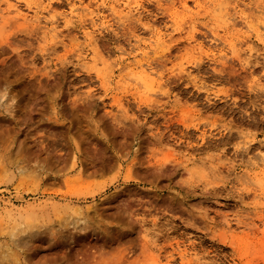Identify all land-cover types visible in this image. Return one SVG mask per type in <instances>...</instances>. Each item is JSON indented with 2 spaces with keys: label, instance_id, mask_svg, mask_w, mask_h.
<instances>
[{
  "label": "rangeland",
  "instance_id": "374dc122",
  "mask_svg": "<svg viewBox=\"0 0 264 264\" xmlns=\"http://www.w3.org/2000/svg\"><path fill=\"white\" fill-rule=\"evenodd\" d=\"M224 1L0 0V264H264V0Z\"/></svg>",
  "mask_w": 264,
  "mask_h": 264
},
{
  "label": "bare ground",
  "instance_id": "6f19581e",
  "mask_svg": "<svg viewBox=\"0 0 264 264\" xmlns=\"http://www.w3.org/2000/svg\"><path fill=\"white\" fill-rule=\"evenodd\" d=\"M2 2H4V4L7 6V12H12V9L14 10L13 11V13H14V18L16 19V20H21V21H24V22H28L29 20H32V19H30V18H28L29 17V15L28 16H26V15H24V14H22V12H18V11H16V9L14 8V4H12L11 2H10V0H1ZM224 2H226V0L224 1ZM222 3V4H225V3ZM219 3V2H218ZM226 3H228V2H226ZM218 5V4H217ZM220 6V5H219ZM226 5H224V7H225ZM184 7V6H183ZM217 7V6H216ZM221 7V6H220ZM223 7V6H222ZM113 8V7H112ZM112 8H110V9H112ZM222 9V8H221ZM113 10V9H112ZM224 11H226V10H224ZM122 12V11H121ZM219 12V11H218ZM26 14V13H25ZM219 14V13H218ZM219 16V15H218ZM220 17V16H219ZM226 17H227V15H226ZM225 17V18H226ZM229 17V16H228ZM31 18H32V16H31ZM228 19V18H227ZM230 19V18H229ZM36 20V19H35ZM34 20V21H35ZM33 21V20H32ZM229 21V20H228ZM37 22V21H36ZM219 22H221L220 20H219ZM223 24V23H222ZM264 24V23H263ZM263 28H264V26H262ZM260 34V33H259ZM259 36V35H258ZM84 37L87 39V40H90V37H89V35L88 34H85L84 35ZM192 39V38H191ZM262 39V38H261ZM193 40V39H192ZM262 41V40H261ZM163 43L164 42H162V39L161 38H158L157 37V39L155 40V44L156 45H163ZM161 47V46H160ZM140 69V76L139 77H141L142 76V80H144V82H146V84L148 85V87H150L151 88V86H152V83H153V81H152V79H151V73L150 72H148L145 68H143V65H139L138 66ZM142 74V75H141ZM141 79V78H140ZM263 163V162H262ZM70 208L68 207V209L67 210H69ZM70 210H72L74 213L75 212H77V208H75V209H70ZM183 254H185V253H181L180 254V256L182 257L181 259L182 260H184V256H183ZM186 256V255H185ZM189 256V255H188ZM187 259V258H186ZM155 262V261H154ZM154 264H156V263H154Z\"/></svg>",
  "mask_w": 264,
  "mask_h": 264
}]
</instances>
